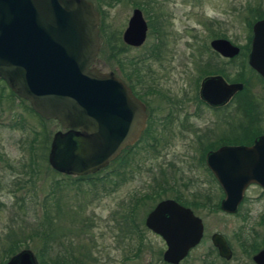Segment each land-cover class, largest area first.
I'll use <instances>...</instances> for the list:
<instances>
[{"label": "rangeland", "instance_id": "1", "mask_svg": "<svg viewBox=\"0 0 264 264\" xmlns=\"http://www.w3.org/2000/svg\"><path fill=\"white\" fill-rule=\"evenodd\" d=\"M88 1L98 15L101 52L93 64L98 71L137 77L142 83L154 80L157 89L167 98L181 101L182 105L172 107L192 108L195 84L209 72L204 67L211 57L207 51L208 42L218 37L239 49V53L231 58L230 83L247 84L246 92L253 95L264 92L260 80L247 66L250 42L247 44L249 31L245 22L251 15L249 8L263 4L264 0H150L143 15L149 22L146 39L135 49L123 48L118 43L130 16V3ZM239 74L242 81L232 82ZM18 99L0 82V153L4 156L2 162L10 165L0 170V176L4 178L1 187L6 189L0 193V250L14 239L13 234L19 242L23 241L20 250L27 245V250L35 251L39 246L37 241L22 240L19 231L27 232L25 229L43 222L46 216L53 229V238L71 246L75 257L86 252L89 256L87 264H160L157 256V251L162 248L160 240L148 231L142 232L141 240L131 231L125 236L121 228L124 226L121 210L130 208L137 198L147 196L145 194L162 195L160 188L164 187L168 191L163 196H168L170 189L186 195L188 191L194 192L195 188L182 185L190 182L191 176L197 178L200 189L209 186L217 193L201 165L195 168L178 156L182 151L180 136L173 138L172 156L165 157L172 161V169L158 155L135 151L128 165L121 162V168L128 166V169L124 178H118L120 183L114 193L109 184L103 187L111 193L108 196L99 194L102 190L90 184H72V179H62V175L53 172L46 163L49 140L53 133L61 131L59 125L36 117L27 102ZM161 101L163 105L156 103L154 106L164 107L162 98ZM166 106L171 107L167 103ZM235 109L234 99L230 108L231 117L235 119L232 125L239 119V109ZM31 147L33 149L29 150ZM180 173L187 178L182 179ZM258 194L256 189H249L245 194L247 199L243 203L253 204V213L264 206V199L251 200ZM151 204L150 201L141 204L136 215L138 221H143ZM215 218L204 219L208 233L219 230ZM207 251L208 243L204 240L190 254L189 262L198 264L197 260ZM53 252L63 253V248L53 246Z\"/></svg>", "mask_w": 264, "mask_h": 264}, {"label": "water", "instance_id": "2", "mask_svg": "<svg viewBox=\"0 0 264 264\" xmlns=\"http://www.w3.org/2000/svg\"><path fill=\"white\" fill-rule=\"evenodd\" d=\"M145 34L135 10L122 39L139 46ZM212 50L233 58L239 49L223 39L210 41ZM99 49L98 15L86 0H0V80L17 98L27 102L41 119L55 121L47 163L54 171L84 176L105 167L142 128L143 110L128 88L112 73L93 67ZM248 67L264 80V19L251 25ZM240 83L226 84L207 77L200 98L213 105L240 91ZM134 117L124 136L123 116ZM205 164L224 194L221 207L233 212L250 184L264 190V140L250 148H220L207 154ZM144 226L166 245L163 260L176 264L195 246L202 233L199 219L173 203L156 205ZM221 257L228 249L218 235L211 237ZM264 264V246L253 257ZM4 264H37L23 249Z\"/></svg>", "mask_w": 264, "mask_h": 264}, {"label": "flooded vegetation", "instance_id": "3", "mask_svg": "<svg viewBox=\"0 0 264 264\" xmlns=\"http://www.w3.org/2000/svg\"><path fill=\"white\" fill-rule=\"evenodd\" d=\"M120 1L130 3L132 9L130 16L126 21L125 28L121 32L118 43L121 47L126 49L139 48L145 42L147 27H149V22L144 16L145 7L150 4V0H113V3H119ZM135 10L140 12L142 20L145 24L144 39L139 46L126 44L122 39V35L127 28L128 21ZM214 39L223 38L217 37L210 39V41ZM210 41L208 42L207 51L211 57L207 59L205 65L203 64L205 69L209 70V72L202 76L197 81V84H195V93L191 100L192 108H181L183 106L172 107L173 105L181 104V101L170 100L167 98V96L162 94L160 90L157 89V83L154 80H147L146 83H142L137 79V77L135 78L131 76L128 78V75L122 77L119 74H113L128 88L132 96L142 106V128L138 132L137 136L129 144L123 146L119 153L105 167L97 170L96 172L84 176L59 174L62 175V179L64 180H78L79 185L90 184L91 187H96V189L98 187L97 190H102V192L104 190L103 193L109 192L106 188H103L104 185H106V183L103 185V181L106 176L110 175L111 182L109 184V188L111 193H114L120 183L118 178H124V174L128 169V166L121 168L120 164L122 161H124L122 164L128 165L131 161L130 159L133 152L135 151L142 154L152 153L154 155H158L159 158H162V161L166 163L170 169H172V161L165 160V157L172 156L171 147H173V138L176 136L182 137V139H180V147L182 148V151L178 152V156H182L186 162H191L195 168H197L198 165H201L208 175L211 183L216 186L217 193L212 192V188H209V186L205 189L204 187L200 189V186L197 184V182H199L197 181V178L191 176L190 178L192 180H190V182L182 183L185 188H189V186L195 188L194 192L188 191L187 195L183 192L170 189L169 191L171 193L168 194V196H163L165 195L164 192L168 191L166 187L162 189L160 188V193L162 194L160 196L145 194L148 196V199L145 201H150L153 204H151L152 206H150L141 224L144 228L143 232L148 231L156 236L162 243V248H159L157 251L160 264H169L163 260V253L166 250V245L159 236L155 235L144 226V221L146 216L152 212L156 205L163 201H172L179 207L188 210L193 217L199 219L202 225V233L198 243L188 249L185 255L176 264H192L189 262V256L204 242V240L208 243V251L197 260L198 264H231L232 262H235L236 264H255L253 257L264 246V206L253 213V204L245 205L243 203L247 199L245 194L249 189H256L258 191L259 194L255 198H251V200L255 199L256 201H262L264 199V190L255 184L248 185L242 193V198L236 205L235 210L233 212H226L221 207L224 194L205 164L207 154L213 153L220 148H250L253 147L255 142L260 138L264 140V92L253 95L246 92L245 88L247 84L245 86L240 83L242 85L241 90L236 92L226 101L214 103L213 105L203 101L200 98L199 93L203 79L207 77H220L224 83L230 84L229 74L231 58L221 56L212 50L209 46ZM248 54L249 51L247 53V58ZM255 75L258 77L264 88V80L257 73H255ZM0 82L2 81L0 80ZM12 95L18 99L13 93ZM156 96H158L159 99H155ZM161 98L164 102V107L154 106L156 103L163 105ZM234 99L236 103L235 110H237V108L239 109V119L236 122L237 124L232 125V121H235V119L231 117L230 108ZM166 103L171 105V107L166 106ZM204 111L209 112L210 115L205 116ZM32 113L33 115L35 114L33 111ZM119 121L123 123L124 136L126 135L128 126L134 129L133 114L130 115V117L123 116ZM65 131L66 130H62L61 132L64 133ZM51 138L49 140V144ZM3 157V155L0 156V170L7 168L6 162H2ZM181 162L182 160L180 163ZM50 169L53 172H56L52 168ZM177 170L179 169L177 168ZM56 173L58 174V172ZM179 175L181 178L185 177L183 176V173H180ZM3 180L4 178L0 176V193L2 190L6 192V189L1 187ZM201 185L203 186V184ZM179 186L181 187V185ZM103 193L100 192L99 194ZM145 201H143V203ZM208 217H216L215 219L217 220L219 230H213L209 233L207 232L204 219ZM213 235H218L223 239L229 252L227 258L221 257L217 248L213 246L211 241V237Z\"/></svg>", "mask_w": 264, "mask_h": 264}, {"label": "trees", "instance_id": "4", "mask_svg": "<svg viewBox=\"0 0 264 264\" xmlns=\"http://www.w3.org/2000/svg\"><path fill=\"white\" fill-rule=\"evenodd\" d=\"M248 11L251 15L250 17L245 18V22L248 25V31H249L247 35V44H249L251 38L250 27L252 23H254L256 20L264 18V3L259 4L254 8H249ZM98 39H99V35H98ZM100 52L101 50H98L97 56ZM241 68H243V66H241ZM241 79H242L241 75L239 74L236 75L235 79H233L232 82H241L242 81ZM10 94L12 95L11 92ZM36 117L38 116L36 115ZM32 149L33 147H31L29 150ZM0 156H2L1 153ZM7 167L9 168L10 165H7ZM29 167H31V163L29 164ZM110 182H111L110 175H108L103 181V185L105 183L110 184ZM73 183H78V180L77 181L72 180V184ZM108 194L111 193L105 192L103 193V196H108ZM147 197L148 196H144V197L142 196L140 198H137L135 202H133L130 208L128 206L127 208L121 210L120 212L121 220L124 224V226H122L121 228L122 230H124L123 233L125 236L127 234L129 235V232L131 231L133 234H135L138 237L139 240H141L142 232L144 228L141 222L137 220L136 215L138 209L141 207V203H143L144 199H146ZM25 230H27V232H25L24 230L19 231L22 240L27 238L30 241H37V244L39 245L35 251L34 249H32V254L35 260L37 261V264H87L89 262V256L86 252L78 254L79 257H75L73 248H71V246H65L61 242L53 238L52 236L53 229H51L49 220L46 216L44 217L43 222H36L34 227ZM11 236H13L14 239H12V241H10V243H8L5 248L0 250L1 253L0 264H4L12 255L20 251L19 248L23 241L19 242V239L16 238L17 236H14L13 234ZM25 246H26L25 249H27L28 246L27 245ZM53 246H56V248H63V253L62 252L54 253Z\"/></svg>", "mask_w": 264, "mask_h": 264}]
</instances>
